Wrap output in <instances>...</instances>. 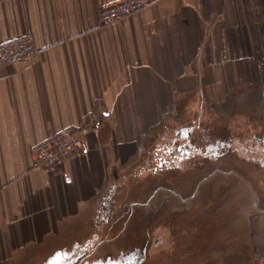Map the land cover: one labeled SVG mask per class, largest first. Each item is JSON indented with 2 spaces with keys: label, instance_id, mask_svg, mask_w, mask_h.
Listing matches in <instances>:
<instances>
[{
  "label": "crops",
  "instance_id": "crops-1",
  "mask_svg": "<svg viewBox=\"0 0 264 264\" xmlns=\"http://www.w3.org/2000/svg\"><path fill=\"white\" fill-rule=\"evenodd\" d=\"M116 1L0 0V43L35 47L0 66V264L94 242L115 178L177 102L213 98L227 70L264 69V0H145L101 24ZM67 127L84 132L80 151L37 166L34 146Z\"/></svg>",
  "mask_w": 264,
  "mask_h": 264
},
{
  "label": "rangeland",
  "instance_id": "rangeland-1",
  "mask_svg": "<svg viewBox=\"0 0 264 264\" xmlns=\"http://www.w3.org/2000/svg\"><path fill=\"white\" fill-rule=\"evenodd\" d=\"M220 88L177 102L115 178L94 242L50 264H264V69L227 70ZM175 140L197 150L161 167Z\"/></svg>",
  "mask_w": 264,
  "mask_h": 264
},
{
  "label": "built area",
  "instance_id": "built-area-1",
  "mask_svg": "<svg viewBox=\"0 0 264 264\" xmlns=\"http://www.w3.org/2000/svg\"><path fill=\"white\" fill-rule=\"evenodd\" d=\"M146 6L145 0H118L99 8V22L111 24L136 14ZM35 53L31 41L21 37L0 43V66L14 64ZM84 132L79 128L67 127L36 144L33 154L36 165L41 168H56L65 160L77 154L82 148Z\"/></svg>",
  "mask_w": 264,
  "mask_h": 264
},
{
  "label": "flooded vegetation",
  "instance_id": "flooded-vegetation-1",
  "mask_svg": "<svg viewBox=\"0 0 264 264\" xmlns=\"http://www.w3.org/2000/svg\"><path fill=\"white\" fill-rule=\"evenodd\" d=\"M224 145V143H223ZM221 142L217 141L215 145L208 146L206 148V154L209 155V153L216 155L218 154V151L220 149ZM163 150V151H162ZM197 150V147L194 146L192 143L187 142H178L174 141V143H170L169 145L166 144L165 147H161L160 153H156L155 159H157L160 162V166L162 167L164 164H168L171 160L170 157L173 156L174 158L172 160H182L183 156L186 158H189L191 153L193 151ZM221 155V154H220Z\"/></svg>",
  "mask_w": 264,
  "mask_h": 264
},
{
  "label": "snow or ice",
  "instance_id": "snow-or-ice-1",
  "mask_svg": "<svg viewBox=\"0 0 264 264\" xmlns=\"http://www.w3.org/2000/svg\"><path fill=\"white\" fill-rule=\"evenodd\" d=\"M129 264H132V262L130 261Z\"/></svg>",
  "mask_w": 264,
  "mask_h": 264
}]
</instances>
